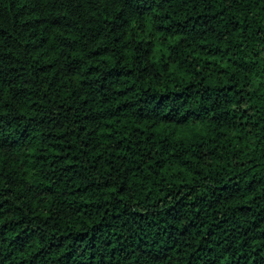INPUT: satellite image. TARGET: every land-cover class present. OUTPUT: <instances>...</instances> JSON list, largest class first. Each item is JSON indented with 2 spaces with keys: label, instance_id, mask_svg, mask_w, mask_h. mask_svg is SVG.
Segmentation results:
<instances>
[{
  "label": "trees",
  "instance_id": "1",
  "mask_svg": "<svg viewBox=\"0 0 264 264\" xmlns=\"http://www.w3.org/2000/svg\"><path fill=\"white\" fill-rule=\"evenodd\" d=\"M0 264H264V0H0Z\"/></svg>",
  "mask_w": 264,
  "mask_h": 264
}]
</instances>
